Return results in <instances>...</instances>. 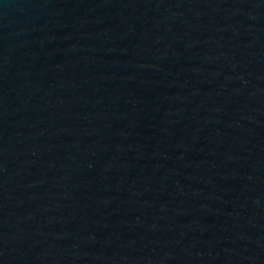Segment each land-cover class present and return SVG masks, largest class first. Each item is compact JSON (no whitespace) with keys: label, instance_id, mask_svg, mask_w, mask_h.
Instances as JSON below:
<instances>
[{"label":"water","instance_id":"1","mask_svg":"<svg viewBox=\"0 0 264 264\" xmlns=\"http://www.w3.org/2000/svg\"><path fill=\"white\" fill-rule=\"evenodd\" d=\"M0 264H264V0H0Z\"/></svg>","mask_w":264,"mask_h":264}]
</instances>
